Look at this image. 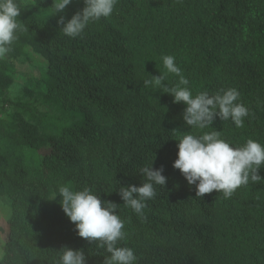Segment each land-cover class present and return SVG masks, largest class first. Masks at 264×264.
<instances>
[{
	"label": "trees",
	"instance_id": "obj_1",
	"mask_svg": "<svg viewBox=\"0 0 264 264\" xmlns=\"http://www.w3.org/2000/svg\"><path fill=\"white\" fill-rule=\"evenodd\" d=\"M18 2L22 30L0 60V197L12 209L0 264H55L65 246L83 249L86 264H104L106 250L78 236L54 199L60 186H87L119 206L126 237L118 246L131 247L137 264H264V180L230 198L216 190L196 197L173 167L183 134L216 129L232 145H264V0H118L76 38L57 21L83 0L57 15L53 0ZM164 55L175 56L193 95L236 88L250 113L244 126L219 117L202 130L187 126L186 105L143 83L160 74L167 86L178 83ZM20 58L45 66L12 101ZM151 163L166 184L155 186L142 218L118 189L141 186L139 169Z\"/></svg>",
	"mask_w": 264,
	"mask_h": 264
},
{
	"label": "clouds",
	"instance_id": "obj_2",
	"mask_svg": "<svg viewBox=\"0 0 264 264\" xmlns=\"http://www.w3.org/2000/svg\"><path fill=\"white\" fill-rule=\"evenodd\" d=\"M71 3L72 0H53L52 8L57 15ZM117 3L118 0H83V9L67 21L60 15L57 23L64 35L76 38L83 34L90 22L110 17ZM20 15L18 0H0V60L11 51L18 38L17 32L22 30L17 19ZM161 59L166 72L179 77L178 83L174 87L167 86L163 74L150 75L151 79L143 83L146 87L161 88L163 93L174 97V103L186 105L183 120L187 126L202 130L211 126L216 117L223 121L230 119L237 128L244 126V118L250 113L240 102V93L236 88L221 89L211 95L207 91L193 95L188 79L175 62V56L164 55ZM177 141L178 153L173 167L180 170L189 185L196 186V197L216 190L222 192L225 198H230L236 189L247 185L250 180L253 183L264 180L258 174L264 165V145L257 140L249 138L243 145L235 146L221 138V132L215 129L199 135L183 134ZM139 172L145 178L141 186H121L118 192L124 201L123 206L143 218L146 202L156 197L155 186H165L166 177L162 175L163 168L153 169L152 163L151 166L141 167ZM57 196L60 197L62 210L74 223L78 236L97 243L109 254L104 257V264H137L138 258L131 247L118 246L120 241L125 240L126 233L116 203L102 201L87 186L82 190L60 186L54 199ZM57 253L59 258L55 264H86L83 249L73 250L65 246Z\"/></svg>",
	"mask_w": 264,
	"mask_h": 264
},
{
	"label": "rangeland",
	"instance_id": "obj_3",
	"mask_svg": "<svg viewBox=\"0 0 264 264\" xmlns=\"http://www.w3.org/2000/svg\"><path fill=\"white\" fill-rule=\"evenodd\" d=\"M15 72L17 73L16 83L9 91V98L13 100H18L21 93V88L26 84L27 80L30 78H39L40 71L44 67V62L39 61L36 58L35 61H28L26 58H20L16 61H12ZM44 107H42L43 109ZM12 214V209L10 206V201L6 197H0V261L5 257L4 246L7 242L9 235V220Z\"/></svg>",
	"mask_w": 264,
	"mask_h": 264
}]
</instances>
